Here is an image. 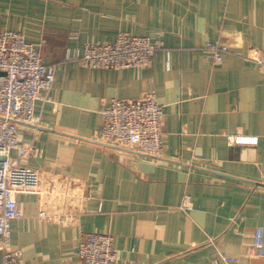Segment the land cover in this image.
Wrapping results in <instances>:
<instances>
[{"label": "crops", "instance_id": "0c3cea01", "mask_svg": "<svg viewBox=\"0 0 264 264\" xmlns=\"http://www.w3.org/2000/svg\"><path fill=\"white\" fill-rule=\"evenodd\" d=\"M0 29L22 32L56 64L35 103L39 123L19 125L25 164L41 173L12 221L22 264H81L89 232L113 235L111 264H214L220 253L264 264L251 243L264 226V64L250 59L264 53V0H0ZM120 32L158 44L150 64L93 68L74 57ZM216 39L230 47L221 62L205 47ZM147 92L165 110L162 154L101 141L111 98Z\"/></svg>", "mask_w": 264, "mask_h": 264}, {"label": "built area", "instance_id": "2783aa9c", "mask_svg": "<svg viewBox=\"0 0 264 264\" xmlns=\"http://www.w3.org/2000/svg\"><path fill=\"white\" fill-rule=\"evenodd\" d=\"M158 47L150 36L120 32L113 41L86 44L75 52L74 57L93 68L141 67L150 64ZM205 47L211 51L215 62H221L223 55L230 50L229 44L221 39L207 40ZM250 59L264 64V53L257 51ZM55 75L56 64L45 63L40 48L28 41L22 32L0 29L1 264H22V249L11 244L12 221L24 215L18 194L38 192L41 185L40 171L25 164L31 150L20 143L19 125L21 122L39 123L35 103L43 97V93L52 90ZM101 113V141L153 157L162 154L165 110L154 92H147L138 98L116 95ZM229 140L240 144L256 142L257 138L230 135ZM192 206V196L185 194L179 207L188 211ZM39 216L64 220L63 215H49L45 209L40 210ZM251 243L254 252L264 256V226L255 229ZM77 255L81 264H111L116 258L113 235L106 232L87 233L79 242ZM237 262L238 258L225 253L214 259V264Z\"/></svg>", "mask_w": 264, "mask_h": 264}]
</instances>
